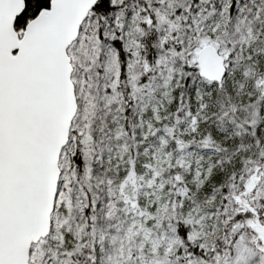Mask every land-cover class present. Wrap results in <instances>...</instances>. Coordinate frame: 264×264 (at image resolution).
Wrapping results in <instances>:
<instances>
[{"label":"snow or ice","instance_id":"snow-or-ice-1","mask_svg":"<svg viewBox=\"0 0 264 264\" xmlns=\"http://www.w3.org/2000/svg\"><path fill=\"white\" fill-rule=\"evenodd\" d=\"M0 264H264V0H0Z\"/></svg>","mask_w":264,"mask_h":264}]
</instances>
